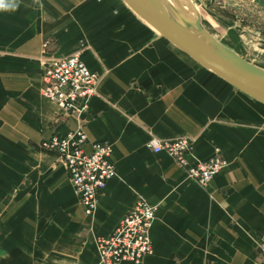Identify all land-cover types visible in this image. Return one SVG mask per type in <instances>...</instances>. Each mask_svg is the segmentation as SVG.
Returning a JSON list of instances; mask_svg holds the SVG:
<instances>
[{
    "label": "crops",
    "instance_id": "crops-1",
    "mask_svg": "<svg viewBox=\"0 0 264 264\" xmlns=\"http://www.w3.org/2000/svg\"><path fill=\"white\" fill-rule=\"evenodd\" d=\"M120 6V9H116ZM121 0H0V264H99L138 197L157 206L153 253L137 264H259L264 246V103L208 71ZM240 33V34H237ZM240 38L234 42L235 36ZM264 67V30L244 20L225 39ZM78 53L99 75L80 118L41 91L51 57ZM82 128L111 147L116 175L87 215L57 151L40 143ZM151 136L218 147L204 189ZM121 264H136L122 262Z\"/></svg>",
    "mask_w": 264,
    "mask_h": 264
},
{
    "label": "built area",
    "instance_id": "built-area-1",
    "mask_svg": "<svg viewBox=\"0 0 264 264\" xmlns=\"http://www.w3.org/2000/svg\"><path fill=\"white\" fill-rule=\"evenodd\" d=\"M98 81L99 75L89 69L78 53H72L47 59L40 82L42 94L46 98L70 115L80 118L90 108ZM88 141L87 133L82 128H77L65 134L54 132L40 144L59 153L85 213L93 215L98 207L100 193L108 180L116 175V167L107 141L91 142L92 150L87 153L83 145ZM147 146L155 153H166L172 157L204 189L210 186L226 163L218 147L207 158L197 157L194 139L190 136H151ZM156 212L155 204L138 197L118 226L110 234L96 239L98 263L137 264L152 254L151 229ZM259 264H264V246L261 248Z\"/></svg>",
    "mask_w": 264,
    "mask_h": 264
},
{
    "label": "water",
    "instance_id": "water-1",
    "mask_svg": "<svg viewBox=\"0 0 264 264\" xmlns=\"http://www.w3.org/2000/svg\"><path fill=\"white\" fill-rule=\"evenodd\" d=\"M143 21L248 97L264 103V67L242 57L215 38L201 15L182 0H122Z\"/></svg>",
    "mask_w": 264,
    "mask_h": 264
},
{
    "label": "rangeland",
    "instance_id": "rangeland-1",
    "mask_svg": "<svg viewBox=\"0 0 264 264\" xmlns=\"http://www.w3.org/2000/svg\"><path fill=\"white\" fill-rule=\"evenodd\" d=\"M186 5L192 7L189 0H182ZM201 15L202 25L220 41L226 42V46L237 49L242 55L244 52L240 46L232 47L233 39H225L226 30L232 23H240L244 20L256 29L264 30V0H193ZM124 8L128 11L126 5ZM240 34V33H237ZM234 42L240 38L235 36ZM221 42V41H220ZM236 51V50H235ZM236 51V52H237ZM237 52V53H238ZM238 53V54H239ZM243 57V56H242ZM244 58H246L244 56Z\"/></svg>",
    "mask_w": 264,
    "mask_h": 264
},
{
    "label": "bare ground",
    "instance_id": "bare-ground-1",
    "mask_svg": "<svg viewBox=\"0 0 264 264\" xmlns=\"http://www.w3.org/2000/svg\"><path fill=\"white\" fill-rule=\"evenodd\" d=\"M122 1V0H121ZM123 2V1H122ZM189 2L192 4V6L195 8V9H197L198 10V8H197V5L194 3V1L193 0H189ZM124 3V2H123ZM125 5H126V7L128 8V9H130V11L131 12H133L132 11V9L126 4V3H124ZM121 7L120 6H116V9H120ZM134 13V12H133ZM135 14V13H134ZM136 15V14H135ZM137 16V15H136ZM137 17H139V16H137ZM140 18V17H139ZM145 22V21H144ZM146 23V22H145ZM147 24V23H146ZM149 25V24H148ZM150 26V25H149ZM151 28H153L152 26H150ZM154 29V28H153ZM155 30V29H154ZM220 41L224 44V45H226V42L223 40V39H221L220 38ZM234 49V48H233ZM236 51H237V49H235ZM238 52V51H237ZM239 53V52H238ZM240 54V53H239ZM241 55V54H240ZM242 56V55H241Z\"/></svg>",
    "mask_w": 264,
    "mask_h": 264
}]
</instances>
